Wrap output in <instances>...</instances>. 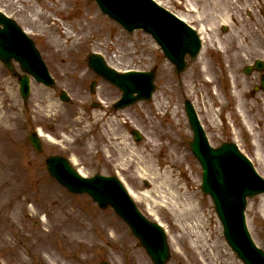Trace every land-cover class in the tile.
Wrapping results in <instances>:
<instances>
[{"label":"rangeland","instance_id":"374dc122","mask_svg":"<svg viewBox=\"0 0 264 264\" xmlns=\"http://www.w3.org/2000/svg\"><path fill=\"white\" fill-rule=\"evenodd\" d=\"M158 1L177 15L188 18L198 30L202 25L206 27L202 54L197 61H191L180 76L175 74V67L152 37L142 31L126 32L100 13L93 0H0V8L7 13L18 11L20 24L34 32L37 46L57 79L52 89L32 82L31 96L24 103L17 80L0 62L1 110L17 116L11 124L12 130L0 124V217L16 221L9 226V221L0 218V264H19L20 258L27 259L29 264H100L103 259L113 264H152L111 210H101L86 195L68 192L50 177L45 159L51 154L74 158L76 167L86 175L119 174L130 188L144 193L152 183L138 174L137 166L130 165L128 158L132 153L136 155L135 151L141 150L152 134H156L155 122L159 129L165 128L171 133L166 138L186 158L182 166L171 168L179 187L182 191L191 188L197 193L199 199L194 204L199 207L197 204L202 201L208 215L205 217L207 228L200 230L207 239L198 241L193 237L174 244L173 237H179L181 232L175 226L172 213L163 207L154 209L146 201L137 202L168 230L172 248L169 264H243L225 241L213 201L201 190V167L190 151L192 133L183 105L187 98L194 102L212 145L231 140L233 135L264 176V126L259 129L258 117L246 113L243 99L248 82L243 67L264 58V0L251 1L254 32L241 30L239 20L249 16L239 11L240 3L231 6L216 4L219 0ZM192 5L199 9L197 15L201 20L198 22L196 15L190 12ZM231 14L235 15L237 24L221 25ZM57 17L62 21L54 26L52 23ZM87 23L83 31V24ZM223 26L228 27L227 32L223 31ZM63 30L75 35V45L66 42L68 36H63ZM56 38L62 40V46L52 43ZM219 45L226 47L224 53L219 51ZM97 51L104 53L107 62L116 68L156 69L157 89L152 100L113 112H108L107 108L93 109L89 94L92 72L87 69V60ZM35 87H40V91ZM63 89L70 94L71 102L59 99ZM97 90V97L103 100L104 106L121 94L101 81ZM157 102L163 104L161 109L156 108ZM241 112L246 120L250 119L257 134L244 125ZM108 120H113L114 124L104 125ZM120 126V131L116 132ZM37 128L43 129L49 137L42 139V154L33 150L28 139ZM85 129L90 132L85 133ZM133 129L141 132L142 141L132 136ZM255 138L260 140L261 156L253 145ZM168 152L166 148L161 149L156 159L165 164ZM11 196L21 205L6 208L5 202ZM261 199L259 196L249 201L247 217L257 244L263 246ZM150 209L154 213H150ZM8 227L17 228L18 233H9ZM109 234L117 240L111 248L104 246ZM217 238L220 239L219 249L212 247ZM27 246L33 249L35 246L34 252ZM127 249L129 253L123 254Z\"/></svg>","mask_w":264,"mask_h":264},{"label":"water","instance_id":"95a60500","mask_svg":"<svg viewBox=\"0 0 264 264\" xmlns=\"http://www.w3.org/2000/svg\"><path fill=\"white\" fill-rule=\"evenodd\" d=\"M98 1L105 12L119 20L129 30L144 28L152 33L162 44L169 58L178 65L179 70L184 68L185 54L196 55L199 42L193 32L158 9L150 0ZM0 23L4 25V28L0 29L1 58L8 65L13 57L17 58L22 62L24 70L34 74L38 80L51 84L45 65L32 41L13 22L3 16H0ZM31 57H34L32 61H36L39 71L31 65ZM97 60L102 63L100 59ZM110 79L114 80L113 76ZM21 84L22 93L26 98L29 92L28 77H25ZM189 112L195 130L192 147L204 169L203 189L214 198L218 214L225 225L226 237L246 264H264V251L252 245L245 228L243 214L246 198L263 192L264 182L255 175L248 160L233 145H224L219 149L209 148L190 105ZM32 141L40 149V143L35 136ZM49 169L72 192H88L102 206L113 205L132 225L134 232L159 264H163L168 258L163 230L155 224L146 222L118 179L103 176L84 179L65 160L57 157L49 160Z\"/></svg>","mask_w":264,"mask_h":264},{"label":"bare ground","instance_id":"6f19581e","mask_svg":"<svg viewBox=\"0 0 264 264\" xmlns=\"http://www.w3.org/2000/svg\"><path fill=\"white\" fill-rule=\"evenodd\" d=\"M249 0H243L241 2H247ZM225 2V1H224ZM218 4V2L216 3ZM219 4H223L222 2H219ZM248 9V7L246 8ZM249 17L247 19H240L239 24L242 26L241 30L248 31V32H254L253 30V19L254 14L252 9L248 11ZM234 22L237 24V20L235 18V15L232 16ZM229 18H224L223 23H228ZM87 24H83V31H85ZM206 29L204 26L201 28V32L204 34ZM70 32L66 30L65 36L69 35ZM260 34V33H259ZM66 42H70L71 45L76 44V38H74L71 34L69 37H67ZM52 43L56 46H62V40L59 39H53ZM223 49L226 51V47L222 45ZM237 46V45H236ZM239 47L242 48L243 45L241 42H239ZM40 87H35V90L37 92L40 91ZM11 102H15L12 100ZM1 105V104H0ZM161 102H157V109H161L163 106ZM11 108L14 107L13 104H9ZM7 106V107H8ZM5 113L2 112L1 106H0V124H6L7 130H12L11 124L13 123V120L17 118L16 115H12L9 112ZM247 127L249 130H252L251 125L249 122L245 121ZM154 124V129L156 131V134H152V136L149 138L148 142L143 146L141 150H136L135 153H132L128 158V163L130 165H136L137 166V172L143 179H149L152 183L149 190L145 191L144 193H140L138 191H135L134 189L130 188V193L137 201H146L155 209V207H163L166 208L167 211L172 213L174 216V220L176 221V228L179 232H181V235L179 237L174 236L173 242L174 244H178L179 242L188 241L187 238H193L195 237L196 240L198 239H207L206 235H204L200 230L207 228V222L205 217L207 215V211L205 209V205H203V202L199 200V207H196L194 202L199 199L198 194L192 192V189H188L185 191H182V188L179 187L178 178L174 177L173 168L174 166H182L184 163H186L185 156H181L180 153L175 148L172 141H168L166 136H171V133L168 131H165V129H159L157 123ZM121 126L116 130L120 131ZM40 135L42 137H48L42 129H39ZM165 140V141H164ZM256 144L258 146V142L256 141ZM166 148L168 149V157L164 160L165 164H162L160 161L157 162L156 157L159 154L160 149ZM260 154V153H259ZM167 164V165H166ZM188 169H191L189 166ZM82 171V170H81ZM17 198L14 196H11L9 200H7L5 203V207L8 208L9 206H19L21 205V202H16ZM262 207L261 211L264 216V196L261 200ZM4 203V202H3ZM151 213H154V210L150 209ZM8 222L9 226H13L16 224V221L10 220L7 216L0 217ZM12 230H16L15 227H12ZM191 239V243H192ZM220 239L217 238V241L214 242L212 247L219 249Z\"/></svg>","mask_w":264,"mask_h":264}]
</instances>
